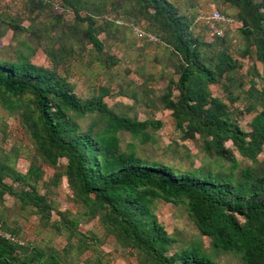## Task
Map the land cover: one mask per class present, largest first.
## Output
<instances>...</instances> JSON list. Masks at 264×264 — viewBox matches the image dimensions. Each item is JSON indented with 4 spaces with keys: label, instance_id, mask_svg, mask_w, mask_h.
<instances>
[{
    "label": "trees",
    "instance_id": "trees-1",
    "mask_svg": "<svg viewBox=\"0 0 264 264\" xmlns=\"http://www.w3.org/2000/svg\"><path fill=\"white\" fill-rule=\"evenodd\" d=\"M31 1L60 16L67 9L72 11L74 23H86L82 46L87 43L97 53L103 51L98 33H107L114 25L103 15L107 12L105 3ZM225 1L238 9L235 20L247 43L239 55L244 57L254 47L255 60L261 65V73L253 66L249 69L251 77L244 92L243 111L236 112L253 115L248 122L249 131L240 128L236 113L209 90V86L222 83L223 79L234 82L233 74L242 65V59L234 58L226 46V35L213 37L210 42L195 37L193 20L168 0L109 3L110 10L123 7L122 2L128 3L130 10L126 14L147 23L149 33L154 32L172 50L177 59V96H173L174 87L169 82L160 97L162 108L170 112L174 127L184 140L198 136L208 156L228 163L227 172H178L161 163H147L131 150L122 151L119 133L147 142V131L159 130L162 122L119 115L106 105L101 94L78 98L66 78L58 74L62 64L81 51L76 52L72 44L45 48L51 69L32 64L22 54L16 61L0 59V105L21 115L45 164L56 169L59 159L66 160L62 176L84 210L81 215L86 221L97 219L105 235L135 256L139 264H218L196 243L172 251L177 240L158 222L154 212L157 201L185 205L199 234L210 240L213 250L237 254L242 264H264V163L258 161L264 151V0ZM5 24L22 29L0 15V28ZM203 47L214 49L211 57L205 55ZM223 88L230 91L229 84ZM227 94L230 102L236 101ZM87 116L91 119L83 128L78 121ZM226 141H231L238 154L252 165L239 168L233 152L224 147ZM41 175L35 164L20 174L0 162V196L15 195L12 187L4 183L5 178L25 183L29 190L16 196L23 206H33L39 220L47 223L54 207L31 185ZM60 177L57 173L52 178ZM56 215L58 220L50 225L57 232H65L68 241L75 239L79 254L93 249L94 259L83 264H101L102 257L94 250L100 245L98 237L80 231L81 221L68 213L56 211ZM43 262L58 264V259L54 255L45 258L39 250H28L0 237V264Z\"/></svg>",
    "mask_w": 264,
    "mask_h": 264
},
{
    "label": "rangeland",
    "instance_id": "rangeland-1",
    "mask_svg": "<svg viewBox=\"0 0 264 264\" xmlns=\"http://www.w3.org/2000/svg\"><path fill=\"white\" fill-rule=\"evenodd\" d=\"M91 4L105 3L107 12L103 15L114 23L107 32L98 33L103 44V51L97 53L90 45L84 44L81 34L86 23H74L72 11L65 10L60 16L49 8H38L37 2L31 0H0V15L9 24H16L22 29H13L10 25H1L0 59L16 61L22 54L34 65L51 69L52 65L45 54V48H56L59 44H72L76 52L58 69V74L66 78L72 86L73 93L81 99H89L99 94L103 101L114 112L139 121L158 120L162 122L159 130L147 131L150 139L142 142L134 139L128 133H119L122 151H133L147 163L156 162L167 165L178 172L210 170L213 173L227 172L228 163L208 156L202 147L198 136L195 139H183L174 127L170 112L163 109L160 97L169 82H172L173 96H177L176 71L177 59L172 50L164 45L154 34L149 33L147 23L137 21L129 12L128 3L123 7L110 10V0H87ZM120 1V0H114ZM122 1V0H121ZM177 10L189 20L202 12L218 10L234 21L238 9L225 0H168ZM35 4V7L34 5ZM120 5V4H119ZM125 10V11H124ZM84 16V12L82 13ZM101 22L100 17H96ZM237 22V21H236ZM141 27L146 33L156 37L157 42L139 38L134 33L135 27ZM73 27L75 29H73ZM226 46L234 58H241V67L233 74L234 82L209 86L213 97L221 99L231 111L242 112L244 92L248 89V71L253 66L261 73V65L255 60L254 47L248 49L244 57L239 55L247 48V43L236 26L225 27ZM195 37L210 42L212 37L205 28L193 26ZM228 44V45H227ZM81 45V46H80ZM205 55L211 57L214 49L203 47ZM229 84L230 91L223 85ZM231 94L236 98L230 102ZM232 97V98H233ZM150 107H149V106ZM251 114H237L236 121L241 129L249 131ZM91 117L78 121L85 128ZM224 147L231 150L239 162V168L251 166V161L242 158L233 148L231 141H226ZM258 161L264 163V151L258 156ZM0 162L7 163L15 172L25 174L31 164L39 167L42 175L38 182H32L40 195H45L53 205L50 220L45 223L39 220L33 206H23L16 196L22 190H29L22 182H12L5 178L4 183L11 186L15 195L5 193L0 196V224L2 230L16 236L28 250H39L45 258L54 255L58 264H83L87 259L93 260V249L79 254L77 241H68L65 232H57L50 224L58 220L56 211L66 212L72 218L81 222L79 230L87 235L98 237L100 245L94 248L96 254L102 257L101 264H139L135 256L123 251L111 236L105 235L97 219L86 221L81 215L82 206L77 203L63 175L66 160L59 159L56 169L45 164L36 152L34 141L26 131L21 115L10 113L0 105ZM237 172V170H236ZM59 173V179L52 178ZM154 212L164 230L177 240L172 251L180 247L199 244L218 264H242L240 257L234 253L215 251L210 240L199 234L190 219L185 205H172L157 201ZM17 244V243H15ZM72 244L74 247H70ZM21 245V244H18ZM42 264H46L43 262Z\"/></svg>",
    "mask_w": 264,
    "mask_h": 264
},
{
    "label": "built area",
    "instance_id": "built-area-1",
    "mask_svg": "<svg viewBox=\"0 0 264 264\" xmlns=\"http://www.w3.org/2000/svg\"><path fill=\"white\" fill-rule=\"evenodd\" d=\"M193 25L200 26L205 28L209 33L210 37H218L222 38L225 35V27H233L239 28L238 22L234 21L232 18L223 15L221 12L217 10H212L210 12H202L198 14L193 20ZM134 33L139 38H145L148 41L157 42L156 37L152 36L149 33H146L140 26L135 27ZM0 237L11 242L23 245L16 236H13L1 229L0 224Z\"/></svg>",
    "mask_w": 264,
    "mask_h": 264
}]
</instances>
